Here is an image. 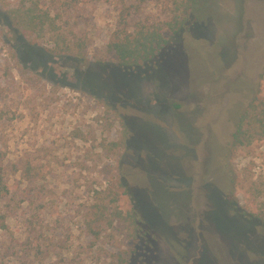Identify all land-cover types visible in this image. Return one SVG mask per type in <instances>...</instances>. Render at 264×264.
Segmentation results:
<instances>
[{
  "label": "rangeland",
  "instance_id": "rangeland-1",
  "mask_svg": "<svg viewBox=\"0 0 264 264\" xmlns=\"http://www.w3.org/2000/svg\"><path fill=\"white\" fill-rule=\"evenodd\" d=\"M18 1L0 0V264H264V139L232 146L264 98V0H197L159 60L129 71L108 49L120 1L34 0L62 16L70 53L51 51L55 32L20 34ZM169 18L150 2L131 22ZM116 203L133 219L95 238L88 222Z\"/></svg>",
  "mask_w": 264,
  "mask_h": 264
},
{
  "label": "trees",
  "instance_id": "trees-1",
  "mask_svg": "<svg viewBox=\"0 0 264 264\" xmlns=\"http://www.w3.org/2000/svg\"><path fill=\"white\" fill-rule=\"evenodd\" d=\"M118 20L116 30L108 43V49L118 58L119 65L125 71L136 69L138 67H149L153 65L164 53L169 45V40L164 34V28H169L173 33H179L184 29L189 21L193 8L197 0H118ZM150 2L170 5L171 18L162 22H151L147 19H137L131 22V19L139 14L143 7ZM7 15L11 24L18 30L32 45L38 42L41 33H57L55 47L51 51L55 53H70L69 47L60 44V35L62 42L66 43V36L62 33V27L58 24L61 20L59 13H54L50 8H44L39 1L19 0L16 5L7 8ZM81 34L72 33L71 40L79 50L85 48V38ZM264 87V68L259 75L258 88ZM261 89H258L256 96L244 112L239 116L236 122V130L232 134V146L234 148H244L253 145L257 141L264 139V98L259 97ZM3 168L0 165V199L4 194L9 193V188L4 181L2 174ZM32 168L27 165L25 175L30 177ZM4 191V192H3ZM126 196L128 205L135 207L131 192L123 193ZM118 201L117 197L113 198ZM110 206H101L96 212L95 217L88 222L89 233L95 238H99L105 229L112 227L116 220L127 221L128 215L133 219V213L130 211L124 215V208L120 204H115V209ZM233 209L249 221H260L261 217L257 211H251L247 206H240L233 203ZM5 216L0 214V221ZM5 220V219H4ZM4 223H0V227ZM264 225V221H263ZM123 253L128 251H119L116 256L122 263H127L128 259Z\"/></svg>",
  "mask_w": 264,
  "mask_h": 264
}]
</instances>
